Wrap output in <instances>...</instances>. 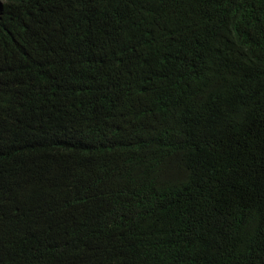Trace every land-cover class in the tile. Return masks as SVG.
<instances>
[{
    "label": "trees",
    "instance_id": "trees-1",
    "mask_svg": "<svg viewBox=\"0 0 264 264\" xmlns=\"http://www.w3.org/2000/svg\"><path fill=\"white\" fill-rule=\"evenodd\" d=\"M45 1L0 0V264H264V0Z\"/></svg>",
    "mask_w": 264,
    "mask_h": 264
},
{
    "label": "clouds",
    "instance_id": "clouds-1",
    "mask_svg": "<svg viewBox=\"0 0 264 264\" xmlns=\"http://www.w3.org/2000/svg\"><path fill=\"white\" fill-rule=\"evenodd\" d=\"M48 1V0H47ZM47 1H45V2H47ZM45 6L47 5V4H44Z\"/></svg>",
    "mask_w": 264,
    "mask_h": 264
},
{
    "label": "bare ground",
    "instance_id": "bare-ground-1",
    "mask_svg": "<svg viewBox=\"0 0 264 264\" xmlns=\"http://www.w3.org/2000/svg\"><path fill=\"white\" fill-rule=\"evenodd\" d=\"M10 2H12V1H10ZM14 2V1H13ZM15 3V2H14ZM12 4V3H11Z\"/></svg>",
    "mask_w": 264,
    "mask_h": 264
}]
</instances>
